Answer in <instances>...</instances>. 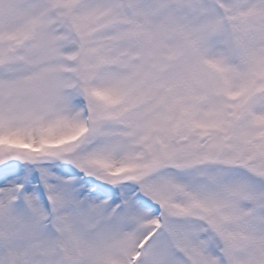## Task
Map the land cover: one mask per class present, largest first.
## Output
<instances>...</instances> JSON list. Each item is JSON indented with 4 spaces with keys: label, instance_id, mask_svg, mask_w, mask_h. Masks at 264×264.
<instances>
[{
    "label": "snow or ice",
    "instance_id": "obj_1",
    "mask_svg": "<svg viewBox=\"0 0 264 264\" xmlns=\"http://www.w3.org/2000/svg\"><path fill=\"white\" fill-rule=\"evenodd\" d=\"M0 264H264V0H0Z\"/></svg>",
    "mask_w": 264,
    "mask_h": 264
}]
</instances>
